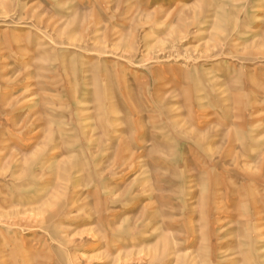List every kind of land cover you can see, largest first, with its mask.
Masks as SVG:
<instances>
[{
  "label": "rangeland",
  "instance_id": "obj_1",
  "mask_svg": "<svg viewBox=\"0 0 264 264\" xmlns=\"http://www.w3.org/2000/svg\"><path fill=\"white\" fill-rule=\"evenodd\" d=\"M0 264H264V0H0Z\"/></svg>",
  "mask_w": 264,
  "mask_h": 264
}]
</instances>
